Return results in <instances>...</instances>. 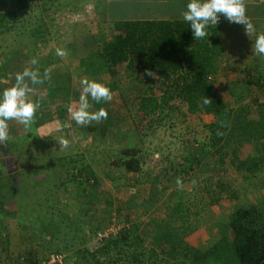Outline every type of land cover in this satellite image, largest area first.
Instances as JSON below:
<instances>
[{"label": "rangeland", "instance_id": "rangeland-1", "mask_svg": "<svg viewBox=\"0 0 264 264\" xmlns=\"http://www.w3.org/2000/svg\"><path fill=\"white\" fill-rule=\"evenodd\" d=\"M112 1L0 0V95L25 68H38L41 75L51 69L50 80L43 84L29 81V98L40 103L34 123L26 127L9 121L11 139L0 143V163L7 168L6 174L0 171V264H29L28 257L35 253L39 264H116L97 251L105 240L118 237L124 227L133 236L146 235L151 219H166L180 199L191 210L194 228L188 240L205 249L221 238L224 226L229 238L234 237L231 217L239 206L264 200V174L257 179L261 191L255 190L241 172L227 165L221 172L224 184L205 189L212 169H222L210 155L212 114L190 113L172 93L153 92L156 78L144 70L138 74L126 64L113 76L106 66L94 65L99 50L115 34L111 14L117 6ZM231 39L226 37L227 47ZM58 48L65 49L67 57L58 56ZM236 54L218 56L209 78L213 83L236 82L237 89L231 91L249 93L246 103L254 117L255 99L264 103V79L263 88L251 93L246 77L249 70L264 77V56L263 66L248 68L258 55L253 50L245 58ZM85 77L113 92L111 102L89 98L92 111H108L107 119L90 126L78 125L68 113V106L79 100ZM150 95L162 103L156 114L148 112L150 103L143 106L142 99ZM224 99L231 107L241 105L230 91ZM61 137L70 141L64 150L57 141ZM186 140L205 152L190 174L184 170L194 162L184 163L180 171L187 157ZM255 145L233 149L245 158L256 152ZM129 148L142 151L136 172L121 165V155ZM179 174L186 179L182 188L176 184ZM234 189L238 195L231 194Z\"/></svg>", "mask_w": 264, "mask_h": 264}, {"label": "trees", "instance_id": "trees-1", "mask_svg": "<svg viewBox=\"0 0 264 264\" xmlns=\"http://www.w3.org/2000/svg\"><path fill=\"white\" fill-rule=\"evenodd\" d=\"M114 29L113 39L99 50L94 65L106 66L113 76L120 66L126 64L133 66L138 74L150 69L156 74V79H152L153 92L165 90L172 93L173 97L187 105L190 113L202 110L213 115L210 155L216 167L222 169H212L214 172L205 180V189H218L224 184L221 172L227 165L226 168L241 172L255 190L261 191L257 179L264 174V103L255 99L257 114L252 117L246 103L249 93L243 96L242 90L238 93L234 89L231 91L232 88L237 89L236 82L213 83L210 80V74L216 69V58L225 55L219 25L208 27V37L203 39H195L191 25L184 20H116ZM254 73L249 70L246 77V86L251 93L257 87L263 88L261 83L264 77H255ZM228 89L235 96L237 104L241 103L239 108L231 107L224 99ZM206 96L213 102L205 106L202 99ZM142 101L143 106L150 103L149 113L156 114L162 107L158 98L152 95ZM221 122H226V126L222 127ZM218 131L224 135H217ZM185 142L187 157L181 161L180 171L184 163L194 162L193 166L184 170L190 174L193 172L190 169L196 168V163L201 161L198 157L205 155V152L202 146L187 140ZM254 143L257 146L255 153L245 158L238 155L240 147ZM234 146L238 149H233ZM141 152L140 149H124L122 167L129 172L138 171ZM181 175L178 177L184 182L186 179ZM91 176L96 182L93 171ZM195 189L199 191L197 187ZM260 191L255 194L261 198ZM210 193L218 196L215 191ZM232 193L238 195L236 189ZM263 201L251 207L239 206L231 217L234 237L229 238L224 226L221 238L205 249L188 240L194 228L190 221L191 210L180 199L166 219H151L146 235L138 233L133 236L131 229L124 227L118 232V237L105 240L97 251L105 258L110 255L111 262L116 264H264ZM92 256L95 257L96 253H92ZM28 263L39 264L38 255L35 253L28 257Z\"/></svg>", "mask_w": 264, "mask_h": 264}, {"label": "clouds", "instance_id": "clouds-1", "mask_svg": "<svg viewBox=\"0 0 264 264\" xmlns=\"http://www.w3.org/2000/svg\"><path fill=\"white\" fill-rule=\"evenodd\" d=\"M181 14L184 21L191 25L195 39L208 37V27L216 26L221 15L226 17L230 23L243 25L246 34L250 37L256 33V28L247 15L245 0H189L186 9ZM253 52L255 55L264 56V32L256 35ZM56 54L62 58L68 55L65 49L60 48L56 50ZM31 63L36 65L38 61L33 58ZM50 73L51 69H46L41 75L38 68L35 70L25 68L23 72L16 74L15 84L3 90L0 95V143L11 139L9 121H16L26 127L34 123L40 103L29 98V94L33 92L29 81L31 85L43 84L46 80H50ZM146 74L156 78V74L150 69L146 70ZM80 83L82 90L78 102L74 101L68 106L70 117L80 126H90L93 122L100 123L107 119V109L101 107L92 111L89 98L97 103L111 102L113 100L112 90L107 85L86 77ZM212 102L213 100L207 96L202 99V104L205 106ZM221 126H226V122H221ZM217 135H224V133L218 131ZM57 141L60 150L69 147L68 139L61 137ZM3 159L4 157L0 154V160ZM0 171L7 173V168L2 163H0ZM176 184L179 188L183 187L181 178H177Z\"/></svg>", "mask_w": 264, "mask_h": 264}, {"label": "crops", "instance_id": "crops-1", "mask_svg": "<svg viewBox=\"0 0 264 264\" xmlns=\"http://www.w3.org/2000/svg\"><path fill=\"white\" fill-rule=\"evenodd\" d=\"M188 2L189 0H113L112 5L114 6L115 4L117 6L115 7L117 8V12L111 14V19L113 21L124 19L184 20L181 13L186 9ZM245 2L247 15L251 18L256 28V33L252 37L246 34L243 25L230 23L223 15L220 16L218 22L224 52L228 53L231 51V53H237L238 58L240 56H244V58L245 56H249V54H245L253 50L256 35L264 32V0H245ZM228 36H232L233 38L231 39V46L229 44L230 48L229 46L227 47L225 42ZM235 38L238 39L236 40ZM244 58L240 60L244 61ZM262 59L263 56H257L246 67H257V64L262 65ZM234 65L236 64H231L230 67Z\"/></svg>", "mask_w": 264, "mask_h": 264}]
</instances>
